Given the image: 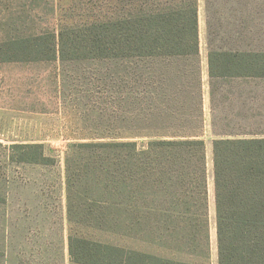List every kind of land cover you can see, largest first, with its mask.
Wrapping results in <instances>:
<instances>
[{"label": "rangeland", "instance_id": "rangeland-1", "mask_svg": "<svg viewBox=\"0 0 264 264\" xmlns=\"http://www.w3.org/2000/svg\"><path fill=\"white\" fill-rule=\"evenodd\" d=\"M118 1L0 0V43L104 22L117 15ZM142 1L133 0L135 8ZM197 6L199 53L194 59L0 62V264H76L68 253L70 233L123 245L112 228L70 224L68 147L117 133L179 131L199 132L205 142L208 264H217L212 142L264 137V100H247L264 94V80L209 85L207 55L264 52V0H197ZM24 145H42L53 163L16 161L22 150L13 147ZM126 243L157 256L170 254L134 238Z\"/></svg>", "mask_w": 264, "mask_h": 264}, {"label": "trees", "instance_id": "trees-1", "mask_svg": "<svg viewBox=\"0 0 264 264\" xmlns=\"http://www.w3.org/2000/svg\"><path fill=\"white\" fill-rule=\"evenodd\" d=\"M133 3L118 1L114 18L83 29L0 43V62L198 56L197 0H143L138 9ZM207 68L209 85L264 80V52L210 51ZM198 134L117 133L68 147L65 176L70 224L112 228L124 240L123 245L114 246L70 233L72 262L208 264V181L205 142ZM13 149L22 150L16 160L20 163H53L42 145ZM212 181L217 264H264L263 135L214 139ZM129 238L158 245L170 254L132 249L126 243Z\"/></svg>", "mask_w": 264, "mask_h": 264}, {"label": "crops", "instance_id": "crops-1", "mask_svg": "<svg viewBox=\"0 0 264 264\" xmlns=\"http://www.w3.org/2000/svg\"><path fill=\"white\" fill-rule=\"evenodd\" d=\"M247 52H251L249 50H247ZM254 52H260V51H254ZM264 100V94H256V95H253L251 96L250 98L247 97V100H250V101H256V100Z\"/></svg>", "mask_w": 264, "mask_h": 264}]
</instances>
